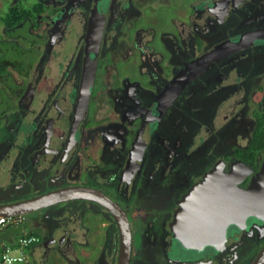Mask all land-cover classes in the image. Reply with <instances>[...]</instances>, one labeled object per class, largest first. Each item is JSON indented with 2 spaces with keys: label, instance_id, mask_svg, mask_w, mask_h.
<instances>
[{
  "label": "flooded vegetation",
  "instance_id": "flooded-vegetation-1",
  "mask_svg": "<svg viewBox=\"0 0 264 264\" xmlns=\"http://www.w3.org/2000/svg\"><path fill=\"white\" fill-rule=\"evenodd\" d=\"M263 168L264 0H0V204L87 186L124 212L128 264H251L264 210L177 213L202 182L195 204L225 185L234 206ZM23 220L26 264H119L118 222L94 201Z\"/></svg>",
  "mask_w": 264,
  "mask_h": 264
},
{
  "label": "water",
  "instance_id": "water-1",
  "mask_svg": "<svg viewBox=\"0 0 264 264\" xmlns=\"http://www.w3.org/2000/svg\"><path fill=\"white\" fill-rule=\"evenodd\" d=\"M243 167L239 171H246ZM260 176L262 177L261 181H256L253 185H250L245 191H238L239 197L234 206L227 205V198H225V203L219 205L217 202L223 200V197L220 195L227 191L225 185L219 186V195L213 198H201L202 201L200 204H195L194 200L195 194L199 188H202V183H200L196 188H194L190 194L185 198V201L182 203L181 210L177 213L179 218L183 216L194 215L197 217H202L210 219V216H224V219H227V216H232V219L242 220L244 216L255 214L256 216H262L259 201H264V168L262 169ZM205 182V181H204ZM233 186V183H232ZM234 187H230L229 191L231 192ZM201 191V190H200ZM237 191V190H236ZM263 198V199H261ZM68 199H78V200H90L98 203L99 205L106 208L111 214L114 215L118 222L119 231H120V250H119V264H128L129 259V245H130V231L128 226L127 218L124 212L119 208L117 204L109 200L102 192L97 189L87 187V186H71V187H62L55 190L44 193L36 198L29 200H22L16 202H10L5 204H0V215H21L25 216L28 212L38 208L46 206L52 202L68 200ZM261 199V200H260ZM217 202V206L208 205L209 202ZM208 202V203H207ZM252 203V204H251ZM257 205L259 207V212L253 209V206ZM256 206V207H257ZM257 211V212H255ZM215 219V218H213ZM231 219V218H230ZM201 242L204 239H190L185 241L181 238V242L184 244L186 242ZM184 241V242H183ZM251 264H264V245L258 251L254 260Z\"/></svg>",
  "mask_w": 264,
  "mask_h": 264
},
{
  "label": "built area",
  "instance_id": "built-area-1",
  "mask_svg": "<svg viewBox=\"0 0 264 264\" xmlns=\"http://www.w3.org/2000/svg\"><path fill=\"white\" fill-rule=\"evenodd\" d=\"M21 215H0V232L7 226L19 224ZM34 234L8 238L0 233V264H26L25 250L36 241Z\"/></svg>",
  "mask_w": 264,
  "mask_h": 264
},
{
  "label": "rangeland",
  "instance_id": "rangeland-1",
  "mask_svg": "<svg viewBox=\"0 0 264 264\" xmlns=\"http://www.w3.org/2000/svg\"><path fill=\"white\" fill-rule=\"evenodd\" d=\"M183 7V9H185V10H183V17L187 14V12H188V10H186V6H182ZM178 8L179 9H181V5H178L177 6V8H175V7H173L172 9H169V8H167V9H165L164 11H162V14L163 15H169V14H173V15H178L180 12H179V10H178ZM205 61L206 60H202V61H200L199 63H198V67H197V69L195 70V72H194V75L192 76V78H194V76L198 73V72H201V71H203V70H206V69H209L210 68V66L208 65V66H206L205 65ZM189 85V84H188ZM190 87L191 86H189V87H187V91H190ZM186 90H183V92H181V93H178L177 94V96L179 97V96H182V93L183 94H185L187 91ZM194 102L196 103V102H198L196 99L194 100ZM208 109H210L209 108V103L205 106V109H203L204 111H207V113H208ZM198 111H201L202 112V108H200V109H198ZM199 115V114H198ZM151 157V156H150ZM149 158V157H148ZM116 173V174H115ZM114 173V178H116L117 177V179H118V177H120L119 176V173L118 172H115ZM113 181L115 182L116 181V179H113ZM123 184H125L126 185V181H124L123 182ZM61 215V214H60ZM24 217V216H23ZM3 236H18V235H21V234H34L35 236H36V233L35 232H33L32 230H30V228H29V225L26 223V221H24L23 219L21 220V222L19 223V224H16V225H12V226H7L6 228H4V230L2 231V232H0ZM30 251H31V246H29L24 252H25V256L27 257V255H29L30 254ZM35 253H37V249L34 251ZM248 255H249V253H248ZM30 256V255H29ZM240 264H245V262L244 261H242V259H241V261H240Z\"/></svg>",
  "mask_w": 264,
  "mask_h": 264
},
{
  "label": "crops",
  "instance_id": "crops-1",
  "mask_svg": "<svg viewBox=\"0 0 264 264\" xmlns=\"http://www.w3.org/2000/svg\"><path fill=\"white\" fill-rule=\"evenodd\" d=\"M8 238H11L12 236H7Z\"/></svg>",
  "mask_w": 264,
  "mask_h": 264
}]
</instances>
